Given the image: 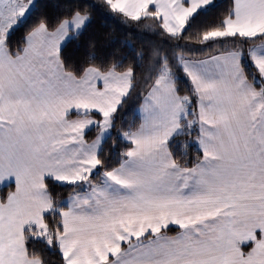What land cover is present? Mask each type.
<instances>
[{
	"label": "crops",
	"instance_id": "crops-1",
	"mask_svg": "<svg viewBox=\"0 0 264 264\" xmlns=\"http://www.w3.org/2000/svg\"><path fill=\"white\" fill-rule=\"evenodd\" d=\"M215 1L113 0L112 6L134 17L152 7L168 30L180 33ZM35 3L0 0V188L15 184L0 200V264H42L26 251L25 228L45 232L44 215L53 207L47 177L87 184L61 211L58 244L66 264H166L181 255L209 256V264H264V96L240 53L183 61L195 109L163 72L138 107L139 127L124 135L132 142L126 158L92 184L132 72L89 67L76 76L64 68L62 47L89 21L80 13L54 30L38 26L12 55L5 39ZM225 27L245 35L264 31V0H234ZM251 57L264 78V43ZM185 128L198 130L204 153L191 168L180 167L169 147ZM169 227L179 231L143 239Z\"/></svg>",
	"mask_w": 264,
	"mask_h": 264
},
{
	"label": "trees",
	"instance_id": "trees-1",
	"mask_svg": "<svg viewBox=\"0 0 264 264\" xmlns=\"http://www.w3.org/2000/svg\"><path fill=\"white\" fill-rule=\"evenodd\" d=\"M112 1L36 0L27 17L5 39L9 52L16 56L23 51L28 35L38 26L44 25L54 30L75 14H86L88 23L73 34L61 49L60 58L64 68L76 76H81L89 67L102 72L131 70V89L112 115L110 133L98 154L97 171L90 178L92 184L101 182L102 176L118 167L126 158L132 142L124 135L139 127L138 107L163 72L169 73L177 91L188 98L190 107L195 109L196 98L183 65L184 60H199L218 53L237 51L248 79L264 96V78L251 57L252 48L264 43V31L245 35L226 30L225 20L233 13L234 0H216L198 10L180 33L168 30L152 7L143 15L134 17L116 10ZM94 115L101 117L96 113ZM191 116L192 113L189 114ZM98 130V126L88 130L86 140H92ZM196 136L198 130L185 128L169 141L173 158L180 167H194L203 159L204 153L196 144ZM45 184L53 207L44 215L45 232L34 226L25 228L26 251L42 264H66L58 244V237L64 230L61 211L67 206L66 198L75 192L87 190V184L62 183L51 177L45 179ZM14 189V183L1 187L0 200L5 201ZM178 231V227H169L159 233H149L143 239Z\"/></svg>",
	"mask_w": 264,
	"mask_h": 264
},
{
	"label": "rangeland",
	"instance_id": "rangeland-1",
	"mask_svg": "<svg viewBox=\"0 0 264 264\" xmlns=\"http://www.w3.org/2000/svg\"><path fill=\"white\" fill-rule=\"evenodd\" d=\"M167 70V69H166ZM165 71V70H164ZM209 256L205 255H193V256H173L170 257L169 261L166 264H205L208 261L210 262Z\"/></svg>",
	"mask_w": 264,
	"mask_h": 264
}]
</instances>
